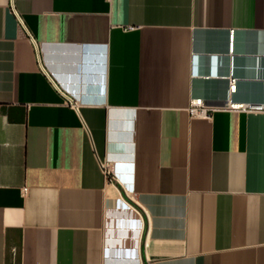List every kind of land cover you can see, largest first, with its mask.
Returning <instances> with one entry per match:
<instances>
[{"label": "crops", "instance_id": "0c3cea01", "mask_svg": "<svg viewBox=\"0 0 264 264\" xmlns=\"http://www.w3.org/2000/svg\"><path fill=\"white\" fill-rule=\"evenodd\" d=\"M232 30L264 104V0H0V264H264Z\"/></svg>", "mask_w": 264, "mask_h": 264}, {"label": "built area", "instance_id": "2783aa9c", "mask_svg": "<svg viewBox=\"0 0 264 264\" xmlns=\"http://www.w3.org/2000/svg\"><path fill=\"white\" fill-rule=\"evenodd\" d=\"M234 42H235V34L232 30L229 34V52L232 55V72L230 74L229 80V96L227 98V101L224 105L221 106H212L208 105L203 97L201 96H194L191 99L190 104V113L192 116H204L209 117L211 115V112L216 109H231V110H249V109H263L264 104H252L249 102H236L233 100V94L237 91V80L238 78L234 75V57H233V51H234ZM73 101L72 99H70ZM104 169L106 173L109 172V168L107 164H103ZM133 264V263H130ZM136 264H142L141 262Z\"/></svg>", "mask_w": 264, "mask_h": 264}, {"label": "bare ground", "instance_id": "6f19581e", "mask_svg": "<svg viewBox=\"0 0 264 264\" xmlns=\"http://www.w3.org/2000/svg\"><path fill=\"white\" fill-rule=\"evenodd\" d=\"M250 103V102H249ZM253 104V103H252Z\"/></svg>", "mask_w": 264, "mask_h": 264}]
</instances>
